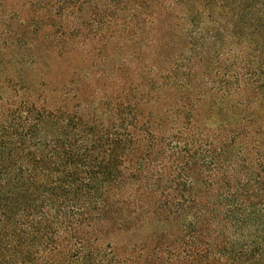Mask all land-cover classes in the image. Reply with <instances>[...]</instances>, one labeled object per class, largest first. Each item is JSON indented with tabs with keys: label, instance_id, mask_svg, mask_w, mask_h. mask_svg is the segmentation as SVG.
<instances>
[{
	"label": "trees",
	"instance_id": "1",
	"mask_svg": "<svg viewBox=\"0 0 264 264\" xmlns=\"http://www.w3.org/2000/svg\"><path fill=\"white\" fill-rule=\"evenodd\" d=\"M0 0V264H264V0Z\"/></svg>",
	"mask_w": 264,
	"mask_h": 264
},
{
	"label": "rangeland",
	"instance_id": "2",
	"mask_svg": "<svg viewBox=\"0 0 264 264\" xmlns=\"http://www.w3.org/2000/svg\"><path fill=\"white\" fill-rule=\"evenodd\" d=\"M23 3H25V0H9L5 4L4 9H7V11H9L13 7L18 8Z\"/></svg>",
	"mask_w": 264,
	"mask_h": 264
}]
</instances>
